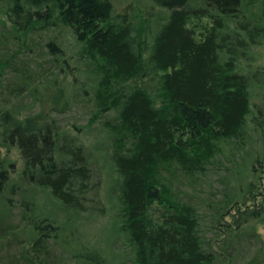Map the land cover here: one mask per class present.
I'll use <instances>...</instances> for the list:
<instances>
[{
	"label": "trees",
	"instance_id": "16d2710c",
	"mask_svg": "<svg viewBox=\"0 0 264 264\" xmlns=\"http://www.w3.org/2000/svg\"><path fill=\"white\" fill-rule=\"evenodd\" d=\"M147 2L0 0V264H264V0Z\"/></svg>",
	"mask_w": 264,
	"mask_h": 264
},
{
	"label": "rangeland",
	"instance_id": "374dc122",
	"mask_svg": "<svg viewBox=\"0 0 264 264\" xmlns=\"http://www.w3.org/2000/svg\"><path fill=\"white\" fill-rule=\"evenodd\" d=\"M125 1L128 0H120L121 4H123ZM143 5L148 6L147 0H142ZM40 105L36 104L33 109L34 113L39 112ZM56 117L60 120L61 124L64 125L67 128H71L73 130L72 132L79 133L83 135V140L88 143L92 144L94 143V140L96 139L95 136H93V131L91 129L84 130L87 132L82 131V127L87 124L91 114H90V105H85L83 103L76 104L72 108L68 109L66 112L62 114H55ZM98 126V125H97ZM81 127V129L78 131L77 128ZM84 132V134H82ZM100 166V164H98ZM106 172V168L104 167L103 173ZM109 179L116 177V175L113 172H109ZM104 177V175L102 176ZM104 200V199H103ZM100 219V218H99ZM101 224H97L96 221H94L92 224L86 225L82 230L85 231L84 240H86L87 244L93 245L98 248L103 254L109 255L112 253V246L111 242L109 241L106 233V227L109 226V218L106 216L104 219H100Z\"/></svg>",
	"mask_w": 264,
	"mask_h": 264
}]
</instances>
